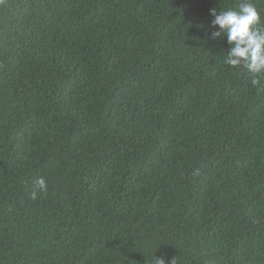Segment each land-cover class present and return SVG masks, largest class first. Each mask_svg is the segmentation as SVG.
Segmentation results:
<instances>
[{
	"label": "trees",
	"instance_id": "obj_1",
	"mask_svg": "<svg viewBox=\"0 0 264 264\" xmlns=\"http://www.w3.org/2000/svg\"><path fill=\"white\" fill-rule=\"evenodd\" d=\"M241 2H0V264H264V88L210 38Z\"/></svg>",
	"mask_w": 264,
	"mask_h": 264
},
{
	"label": "clouds",
	"instance_id": "obj_2",
	"mask_svg": "<svg viewBox=\"0 0 264 264\" xmlns=\"http://www.w3.org/2000/svg\"><path fill=\"white\" fill-rule=\"evenodd\" d=\"M211 15L214 17L211 27L218 30L211 32L210 38L225 34L230 45L224 64L232 68L243 66L252 77V84L264 88V21L251 0H242L238 10L217 11L213 8ZM48 191V181L40 176L33 181L29 196L37 200L46 196ZM153 264H166V261L155 256Z\"/></svg>",
	"mask_w": 264,
	"mask_h": 264
}]
</instances>
